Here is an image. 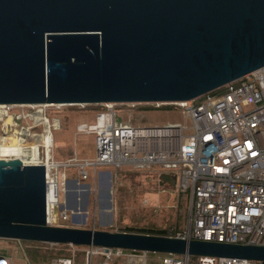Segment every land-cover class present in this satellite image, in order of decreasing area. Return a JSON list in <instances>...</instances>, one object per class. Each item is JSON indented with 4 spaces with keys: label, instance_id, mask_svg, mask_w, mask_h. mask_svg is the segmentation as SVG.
<instances>
[{
    "label": "water",
    "instance_id": "water-1",
    "mask_svg": "<svg viewBox=\"0 0 264 264\" xmlns=\"http://www.w3.org/2000/svg\"><path fill=\"white\" fill-rule=\"evenodd\" d=\"M262 67L264 0H0V104L190 101ZM105 175L103 214L113 208V175ZM76 184L68 181L62 209L86 222L91 187L79 184L78 203ZM159 184L175 187L176 178L163 173ZM0 239L264 264L263 245L51 225L45 165L18 160L0 161Z\"/></svg>",
    "mask_w": 264,
    "mask_h": 264
},
{
    "label": "built area",
    "instance_id": "built-area-1",
    "mask_svg": "<svg viewBox=\"0 0 264 264\" xmlns=\"http://www.w3.org/2000/svg\"><path fill=\"white\" fill-rule=\"evenodd\" d=\"M118 105L133 111L145 105L153 110H173L183 120L162 126H134L129 119H118ZM16 106H22V110H13ZM68 106L77 108L78 113L91 114L89 104L48 103L0 104V115L12 117L10 126H17L18 121H31L27 127L32 136H35L32 130L40 125L45 133L44 124L37 118V114L44 115L54 137L53 131L61 125L52 122L49 114ZM96 106L93 121L83 120L77 126L79 134L94 137L93 158L80 159L75 154L67 160H57L52 152L54 146L42 144V151L39 148L38 156L30 163L43 164L47 170L49 224L70 226L65 222L74 220L73 210L62 209L70 180L68 168L76 167L80 179L87 180L91 168L97 172L100 166H132L138 171H156L158 181L163 173L176 178V191L180 199L188 202V216L181 229H167L168 235L264 246V67L195 100ZM17 241L25 250L22 241ZM66 246L73 249V257L55 256L50 264H77L75 253L79 248L86 254L85 264H110L118 256L139 257L147 263L150 255L95 245ZM100 256L105 261L100 262ZM0 264L14 262L0 254ZM160 264H261V261L203 256L194 262L187 254H162Z\"/></svg>",
    "mask_w": 264,
    "mask_h": 264
},
{
    "label": "rangeland",
    "instance_id": "rangeland-1",
    "mask_svg": "<svg viewBox=\"0 0 264 264\" xmlns=\"http://www.w3.org/2000/svg\"><path fill=\"white\" fill-rule=\"evenodd\" d=\"M145 106L133 111L128 106L118 105V119H129L134 126H162L168 125L170 122L183 120L177 111L146 109ZM97 108L98 106L96 105L89 107L91 114L78 113L76 111L77 108L70 106L65 107L58 113L50 112V120L56 123L59 122L61 125L60 128L53 131L54 147L52 152L57 160H67L75 154L80 159L93 158L96 155L94 137L92 135L79 134L77 126L83 120L92 122L94 119L93 114ZM13 110L20 112L22 106H16ZM10 119L6 115H0V145L4 146L6 144L4 153H7V155L14 153L15 159V154L26 152L28 159L25 163L34 162L35 145H39L41 151L43 148L42 144L44 143L43 145H45L46 137L45 133H43V126L40 125L34 128L32 133L35 136L29 135L24 141L23 135L29 132L27 126H29V122L31 124V121H18L17 126H10V121H13V119ZM38 121L43 123L45 119L40 117ZM7 158L12 157L7 156ZM100 170L111 172L113 175V208L110 211L112 216L108 213L110 216L105 217L102 213V202L100 201L102 175L99 173ZM89 171L90 178L82 180L76 167H70L66 170L70 180H78L80 184H89L91 193L89 194L87 223L84 226L78 225L71 218L65 224L85 228L95 226L96 228L112 231H127L128 228L167 230L171 227H178L181 229L186 222L188 202L186 199H180L174 186L167 184L161 187L156 171H138L132 166L117 168L113 165L100 166L96 170L97 172L92 168ZM147 173L153 174L151 182H148L147 177H143ZM103 174V178H107L106 173ZM103 222H107V225L104 226ZM22 243L25 250H23L21 243L17 240L0 239V254L11 258L14 264H50L51 259L55 256L73 257V249L66 245H57L55 248L52 247L54 249L46 252V248L41 250L36 248V244L39 242L22 240ZM85 255L83 249L79 248L75 253L76 263L85 264ZM161 256L162 254L150 253L148 264H160ZM104 259L103 256L99 257L100 262L105 261ZM197 260L198 257L193 256V261L196 262ZM110 264H125V257L118 256Z\"/></svg>",
    "mask_w": 264,
    "mask_h": 264
},
{
    "label": "bare ground",
    "instance_id": "bare-ground-1",
    "mask_svg": "<svg viewBox=\"0 0 264 264\" xmlns=\"http://www.w3.org/2000/svg\"><path fill=\"white\" fill-rule=\"evenodd\" d=\"M43 118V119H45V122H43V124H44V126H45V137H46V141H45V144H46V146H48L49 148H50V146H52L53 145V135H52V133H50L49 132V123H48V119H46L45 117H44V115H40V114H37V118L39 119V118ZM10 120H12V119H10ZM9 120V121H10ZM24 141L28 138V136H29V132H27L26 134L24 133ZM42 144V143H41ZM40 144V145H41ZM44 144V143H43ZM6 146V144L4 145V146H2V145H0V151H1V153H0V161H11V160H18V161H22V162H25V161H27V159H28V154L25 152V153H19V154H15V159H14V153H11V155H7V153H4V147ZM35 150H36V153H35V155H33V158L35 159L37 156H38V153H39V145H35ZM7 156L8 157H12V158H7ZM103 199H105L106 201H107V198L103 195L102 196V200ZM103 202V201H102ZM104 203H105V201H104ZM107 203V202H106ZM103 205V204H102ZM106 206H107V204H106ZM106 206H104L103 205V207H106ZM106 211H108L109 209H105ZM59 245V244H58Z\"/></svg>",
    "mask_w": 264,
    "mask_h": 264
},
{
    "label": "crops",
    "instance_id": "crops-1",
    "mask_svg": "<svg viewBox=\"0 0 264 264\" xmlns=\"http://www.w3.org/2000/svg\"><path fill=\"white\" fill-rule=\"evenodd\" d=\"M100 175H102V179H103V173H106V171L105 170H100ZM75 181V180H74ZM77 181V184H76V186H74L73 188H72V190H71V195L74 197V199L78 202V203H82V202H84L85 201V198H86V192H85V190H83L82 188H81V186L79 185L80 183L78 182V180H76ZM162 187V186H161ZM162 189V188H161ZM155 199V198H154ZM149 200V199H148ZM100 201L102 202V204L104 205V206H106V200L105 199H103L102 200V196H100ZM104 201H105V203H104ZM107 213V214H106ZM106 213H104L103 215L106 217V216H110L109 214H112V212H110V211H106ZM109 213V214H108ZM112 216V215H111ZM74 221V220H73ZM75 222V221H74ZM87 222H80V223H78V222H76V224H78V225H83L84 226V224H86ZM103 225L104 226H106L107 225V222H103ZM110 225V224H109ZM125 257V264H143V261L139 258V257H131V256H124ZM148 262H149V260L147 261V264H148ZM145 264V263H144Z\"/></svg>",
    "mask_w": 264,
    "mask_h": 264
},
{
    "label": "trees",
    "instance_id": "trees-1",
    "mask_svg": "<svg viewBox=\"0 0 264 264\" xmlns=\"http://www.w3.org/2000/svg\"><path fill=\"white\" fill-rule=\"evenodd\" d=\"M141 106H138V107H136V109H134V110H137V109H139ZM146 107V109H151V107H149V106H145ZM143 109H145V108H143ZM36 248L38 249V250H41V249H44V248H46L45 250H46V252H47V250H51V249H54L55 247H57V245L56 246H53L54 248H52V247H49L50 245L49 244H46V243H37L36 244ZM54 256V255H53Z\"/></svg>",
    "mask_w": 264,
    "mask_h": 264
}]
</instances>
